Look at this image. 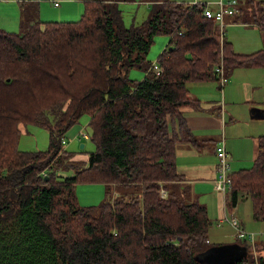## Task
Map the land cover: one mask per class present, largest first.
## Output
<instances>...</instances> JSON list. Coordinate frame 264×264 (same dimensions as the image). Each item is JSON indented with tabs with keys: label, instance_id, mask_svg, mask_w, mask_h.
Returning a JSON list of instances; mask_svg holds the SVG:
<instances>
[{
	"label": "trees",
	"instance_id": "trees-1",
	"mask_svg": "<svg viewBox=\"0 0 264 264\" xmlns=\"http://www.w3.org/2000/svg\"><path fill=\"white\" fill-rule=\"evenodd\" d=\"M31 1L43 0H18L20 31L0 25V264H204L213 222L176 162L178 145L196 141L183 109H201L187 84L221 83L217 68L226 84L238 67H264V48L237 53L201 2L144 0V23L127 26L122 4L136 0H82L76 21H43ZM247 1L232 22L264 33V1ZM159 35L169 37L161 73L148 58ZM84 115L95 150L60 176L65 136ZM27 125L48 130V149L19 148ZM231 180L228 211L250 198L253 219L264 222V135L253 165ZM98 183L108 198L81 206L76 186ZM236 238L241 253L210 264H264V242Z\"/></svg>",
	"mask_w": 264,
	"mask_h": 264
},
{
	"label": "rangeland",
	"instance_id": "rangeland-1",
	"mask_svg": "<svg viewBox=\"0 0 264 264\" xmlns=\"http://www.w3.org/2000/svg\"><path fill=\"white\" fill-rule=\"evenodd\" d=\"M15 1L18 0H0V23L3 27L5 24L7 27L12 28L16 24H18L16 32L20 31V15L19 10H17V17L11 18L10 20L7 18V13L12 8V5ZM55 1L57 0H43L41 2H34L37 9L39 10L40 19L43 21H76L79 20L83 11H84V3L82 0H60L61 5H55ZM201 3L210 4L212 7L213 3L217 0H198ZM240 3L246 8L251 4L248 3L247 0H239ZM255 3L264 0H253ZM68 2H71L69 4ZM123 13L125 16V22L127 26H130L135 20L136 25H140L144 23V20L147 18L149 14V6L144 0H136L135 3H123L122 7ZM69 9L70 12H65ZM250 17L254 18L252 15ZM225 35L228 40H230L234 45V50L237 52H243L242 54H250L256 51H259L264 48V33L260 28H252L247 25L241 23H233L227 22L225 20ZM9 30V29H8ZM7 30V31H8ZM169 43V37L166 35H159L155 38V43L152 46L148 58L151 62L157 63L158 55L166 48ZM249 68V67H247ZM252 69L245 70L241 69V71H237L236 73H232V78L227 79L231 80V82H235L234 84L228 87L227 83L224 85V88H220L219 81H208L206 83H196L198 86H202L205 88H215L216 93L219 97V104L223 105V109L225 111V119L229 122V115L226 111L227 101H229L228 97H237L236 100L237 105L235 106V112L242 117L245 115L246 120L249 122H253L248 111L246 110V104L248 103V99L246 98V94L244 92V85L241 84L238 79L244 78L247 81L255 80L254 86L258 87L260 90H264V67H250ZM240 72V73H239ZM131 73H134L136 76L133 77L138 80H142L145 76L143 71L133 69ZM234 74V75H233ZM230 76V77H231ZM138 77V78H137ZM201 84V85H200ZM207 84V85H206ZM215 92V91H214ZM241 99V100H240ZM252 105V104H250ZM262 109V108H260ZM257 120V119H256ZM261 124V133L264 134V117L258 119ZM258 122V121H256ZM90 117L88 115H84L78 124L73 126L66 134L65 139L66 143L64 144V148L70 152V154H63L59 157L58 163L55 165V169L57 170L58 175L63 177H70L75 173V169H79L85 165L89 160L90 152L95 150V144L90 139L92 136V129L89 126ZM242 126L245 124L242 123ZM22 132L19 138V148L23 151H42L46 150L49 147V132L45 128L38 125H27L21 126ZM87 133L89 138H84L83 135L79 133ZM221 137H223V131L221 128ZM253 134L254 132H250ZM254 135V134H253ZM257 136H255L256 139ZM225 138V135H224ZM240 144H243L245 148L248 149V152L252 150V140L250 137L239 139ZM82 144L84 145L82 147ZM256 147V145H255ZM238 151V149H237ZM257 149L255 148V155ZM254 161V160H253ZM248 162L246 166H238V167H251L254 162ZM230 163V173L236 171L237 166H234V163ZM219 164V162H218ZM58 167V169H57ZM240 170V169H239ZM238 171V169H237ZM109 186L106 184L98 183V184H78L76 186V196L78 198L79 204L81 206H98L103 201L108 198L107 190ZM230 190H227L225 195H222L225 200L229 195ZM228 211V210H227ZM230 214V215H229ZM235 215L239 220H241L244 224L246 231L254 232L257 234H262L264 237V230H260L264 227V224L258 223L259 221H255L252 216V202L250 198L246 201H239L236 209L233 210L232 213H228L227 217H231ZM264 223V222H262ZM244 229V230H245ZM236 229L233 228L228 222L222 224L221 227H214L210 230V239L214 243H233L237 239L235 238ZM223 244V243H222ZM260 244V242L258 243ZM199 259L204 264L212 263L210 258L205 256H200Z\"/></svg>",
	"mask_w": 264,
	"mask_h": 264
},
{
	"label": "crops",
	"instance_id": "crops-1",
	"mask_svg": "<svg viewBox=\"0 0 264 264\" xmlns=\"http://www.w3.org/2000/svg\"><path fill=\"white\" fill-rule=\"evenodd\" d=\"M68 3L71 4V2ZM213 6H214L212 7L213 9L217 8L214 4ZM17 10H19V15H20V4L18 1H15L14 4L12 5V8L7 13L6 19L10 20L12 17L16 19ZM68 12H70L69 9L65 12V14ZM233 17L234 16H226L225 20L227 19V22L230 23L232 22ZM17 26L18 24H16L12 28H9L5 24H3V28L5 30L9 29L8 31H16ZM247 26L252 28L262 29L261 26L257 24L254 25L248 24ZM225 27H226V23H225ZM241 69L250 70L252 68L238 67L233 71V73H236L237 71H241ZM231 78L232 76L229 79ZM238 81L244 85V92L246 94V98L248 99L247 101L248 103L246 104L247 107L246 110L248 111L253 122L247 121L245 115L242 117L241 115H238L235 112L234 107L238 106L236 103L237 102L236 100H238V98L236 96L235 97L226 96L227 98H229V101L226 102L228 107L226 111L228 112L229 115V122H228V120L225 119L226 114L223 109V105L219 104V97L218 94L216 93V89L214 87L205 88L202 86H198V84H196V83H206L208 81L189 82L187 84L189 93L192 97L200 101L201 109L194 110L192 108H184L183 115L196 141L194 143L181 142L177 147L176 162H177L178 172L184 178L182 182L183 184H187L190 187L193 196L207 207L208 215L213 222L212 227H214L215 229L217 227H221L223 223L228 222L224 219V217H227L228 213H231V211H227L228 208H227L226 200L222 196L223 194L215 190V179L217 178L219 172V164L216 155L217 144L220 141L224 142L225 147L227 148L230 154L229 159L231 161V164L234 163V166L237 167L246 166L248 162L250 161L252 162L255 159L256 157L255 148L257 149L258 137L264 135L261 133L262 128H261V124H259L260 121L258 120L262 118L261 111L263 110L262 112H264V90H260L258 89V87L254 86L255 80L247 81L244 78H239ZM230 82L231 80H228L226 82L228 87L230 86ZM235 82H231V85L234 84ZM242 123L245 124V126H242ZM221 128L223 131V137H221V133H220ZM250 132H254L253 133L254 135L251 134ZM255 136H257L256 139ZM248 137H250L252 140V150H250L249 152L248 149L245 148L243 144L239 145L240 143L239 139L248 138ZM244 168H249V167H238L237 169L239 170ZM237 169L235 170L237 171ZM242 199L243 201L247 200L246 197H243ZM238 221L241 227L245 229L243 222L239 219ZM258 223H261V225L264 224L261 221H259ZM260 230H264V227ZM262 236H263L262 234H257V239L254 242V248L259 242H264V237ZM236 241L233 243H224V242L214 243L210 239V233H209V242L215 245L214 248H222V250H218V249L214 250L212 256L213 258H210L212 263L231 259L232 257H229L230 252H228L230 251L229 248H234L233 250H235L237 254L241 253V247L236 243ZM234 257L235 255H233V258Z\"/></svg>",
	"mask_w": 264,
	"mask_h": 264
},
{
	"label": "built area",
	"instance_id": "built-area-1",
	"mask_svg": "<svg viewBox=\"0 0 264 264\" xmlns=\"http://www.w3.org/2000/svg\"><path fill=\"white\" fill-rule=\"evenodd\" d=\"M40 1V0H38ZM193 5L198 4V0H191L190 1ZM217 8L213 9L210 4L205 3L203 14L206 18H214L217 20V22L220 25L222 35H224V27H225V17L226 16H235L239 12V0H217L213 3ZM55 5H58V1H55ZM223 65V63H221ZM153 67L157 73H161L162 68L157 64L154 63ZM217 73H219V76L221 78V85L224 86L225 84V76L224 71L222 68H217ZM80 135H83L85 138H88L87 133H79ZM65 143V141L63 140ZM217 154L219 156V172L218 176L215 179V190H217L219 193L225 195L227 193V190H231L232 188V180H231V173H230V159L228 156V153L225 148V144L223 142L218 144L217 147ZM162 194L165 195L166 192L162 190ZM226 221H228L233 228L236 229L235 235L238 238L246 239L247 241H251L253 248H254V242L257 239V233L254 232H248L244 230L236 216L231 217H224Z\"/></svg>",
	"mask_w": 264,
	"mask_h": 264
},
{
	"label": "water",
	"instance_id": "water-1",
	"mask_svg": "<svg viewBox=\"0 0 264 264\" xmlns=\"http://www.w3.org/2000/svg\"><path fill=\"white\" fill-rule=\"evenodd\" d=\"M84 145L82 144V147H83ZM247 243L248 244H251V241H247ZM216 249H218V250H222V248H212L211 249V251H209L207 254H205L204 256L205 257H207V258H213L212 256H213V253H214V250H216ZM230 249V251H228V252H230V254H229V257H232L231 259H228V260H225V261H221V262H223V263H228L229 261H231L232 259H233V255H237V253L235 252V250H233L234 248H229ZM226 250V249H225ZM227 251V250H226ZM241 251H242V249H241Z\"/></svg>",
	"mask_w": 264,
	"mask_h": 264
}]
</instances>
